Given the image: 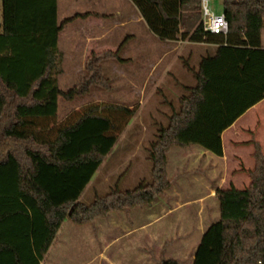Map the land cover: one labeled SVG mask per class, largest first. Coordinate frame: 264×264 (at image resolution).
Returning <instances> with one entry per match:
<instances>
[{
	"label": "trees",
	"instance_id": "obj_1",
	"mask_svg": "<svg viewBox=\"0 0 264 264\" xmlns=\"http://www.w3.org/2000/svg\"><path fill=\"white\" fill-rule=\"evenodd\" d=\"M0 33V264H41L62 225L92 223L114 211L150 206L168 189L173 147L200 146L224 154L222 134L264 100V0L223 2L227 36L205 31L202 0H131L159 39L216 44L198 69L187 65L195 85L173 107L149 149L151 182L112 190L87 205L79 202L137 110L95 103L59 122V100L72 102L94 87L111 91L103 62L128 60L93 51L86 74L67 92L60 89V33L87 13L58 20V0H2ZM250 183L217 188L220 219L209 227L194 264H264V152L257 145ZM37 243V255L26 240ZM161 264H181L162 258Z\"/></svg>",
	"mask_w": 264,
	"mask_h": 264
},
{
	"label": "rangeland",
	"instance_id": "obj_2",
	"mask_svg": "<svg viewBox=\"0 0 264 264\" xmlns=\"http://www.w3.org/2000/svg\"><path fill=\"white\" fill-rule=\"evenodd\" d=\"M209 8L217 15L223 14L224 11L219 1L209 0ZM137 11L131 0H59L60 23L76 15L95 12L102 15L94 25H90L91 20L89 21L88 17L74 20L65 27L63 43H60L63 53L62 72L57 77L62 91L67 92L85 76L86 61L93 50L101 53L102 46L92 39L96 33L102 32V29L108 33L105 40H102L106 45L104 48L108 47L114 52L121 49L120 57L129 61L126 64L115 60L103 62L104 77L109 80L111 91L94 87L89 95L72 102L61 97L59 122L95 103H112L137 110L120 133L114 149L84 190L79 200L82 204L89 205L97 196H106L115 189L133 190L142 182H151V144L156 140L160 126L167 124L173 107H179V99L186 94L184 88L195 85L187 65L198 67L200 57L189 59L187 48L174 51V44H167L156 37L144 21H134ZM124 20L132 21L122 27L119 22ZM2 32L3 1L0 0V33ZM167 45L170 46L168 55ZM163 53L164 57L160 59ZM181 150L183 149L178 147L170 150L167 171L172 187L152 205L128 211H114L91 224L92 227L100 226L109 236H112L114 231L116 235L121 236L120 239L117 237L116 245L111 251V254L117 256V261L122 258L118 257V251L122 253L123 250L126 252L123 256L126 260L128 258L136 261L141 256L137 255L131 246L145 242L150 232H158L160 237L171 239V226L179 223L189 229L192 242L200 241L202 237L205 238L211 224L220 219V204L216 198L209 197V189L218 185L226 188L235 184L238 185L237 188L243 189L250 183L249 171L253 169L252 164H248L243 173L239 165L235 168L231 166L229 177L225 181L212 180L206 173L205 165H184ZM232 173L236 175L235 178ZM175 194L177 196L173 197ZM200 198H203L205 203L201 204L198 201ZM177 201L191 203L167 214L168 209L173 208ZM205 206L208 209L202 213ZM65 223V233H72V228L75 232L71 247L72 256L63 259L61 264H89L93 257L92 252L99 249L94 229L91 236L85 232V227L88 226H76L69 219ZM143 226L144 230H139ZM173 230L176 235L177 228ZM26 243L31 247V252L37 255L36 241L32 239L31 242L30 238ZM197 251L192 245L191 257L197 255ZM166 256L182 260L184 254L182 250H177L173 254L169 252ZM183 264L191 263L183 260Z\"/></svg>",
	"mask_w": 264,
	"mask_h": 264
},
{
	"label": "crops",
	"instance_id": "obj_3",
	"mask_svg": "<svg viewBox=\"0 0 264 264\" xmlns=\"http://www.w3.org/2000/svg\"><path fill=\"white\" fill-rule=\"evenodd\" d=\"M137 12L138 13L135 15L134 21L141 23L144 20L140 12L139 11ZM94 14L101 15V13L99 12H95ZM88 19L89 21L90 20L92 21V23L90 21V25L91 24L94 25L95 21L98 22L101 19V17L90 16ZM131 21L132 20L129 21L124 20L122 22H119V25L124 27ZM101 31L102 32L100 33H96L95 37H93L94 39L92 40L98 41L97 45L102 46L101 52H103L110 49L108 47L104 48L106 47V45L103 44L102 42L103 39L105 40L108 33L107 31H105V29L104 31L103 29ZM64 34H65L64 32H61L59 37L58 47L60 52H62L61 51L62 44L60 45V43H63ZM166 43L174 44V47L172 48L176 52L180 48H187L189 59H193L194 57L198 56L200 57V62L203 57L209 54H214L218 47L216 44L190 43L184 41H167ZM166 47H167L166 54L168 55L170 53L168 50L170 46L167 45ZM262 47L264 48V31L262 34ZM163 57H164V53L162 57L160 56V59H162ZM198 67H193V68L198 69ZM222 143H223V151H224L222 157L215 156L211 152L205 151L203 148L196 145L185 149L181 148L183 150L180 151L181 152L180 155L182 156V161L184 165L187 163H192V164L201 163L205 165L206 173L212 180L220 179L221 181H225V179L229 177L228 174L231 166L235 168L236 165H239V167H242L241 171L243 173L246 169L245 167L248 164L255 165L254 153L256 146L259 145L264 152V100L253 106L251 109H249L230 128H228L226 131L223 132ZM198 147H200L201 149H199ZM234 172H236L235 169ZM232 175L234 176V178L236 177L235 174L232 173ZM236 186L238 185L235 184V187ZM217 188L225 189L223 188L222 185H218V186H214V188H210L209 189L210 198L217 199L216 197ZM226 188H230V187L228 186ZM176 194L173 197H176L177 196ZM198 201L201 202V204L205 203L203 201V198L198 199ZM189 203H191V201L184 203H179L177 201L176 205L173 206V208L168 209L167 214L185 205H188ZM211 205L209 206L211 207ZM207 209L208 207L207 208L206 206L203 207L202 213H204V211ZM94 222L83 225H77L73 223L76 226H88L85 227L86 228L85 232L88 235L92 236V230L94 229L95 231L96 242L97 245L99 246V249L92 252L93 257H91V261L89 264H161L160 260L162 258L173 259L171 257H167L166 255L169 252L173 254L177 250H182L184 254L182 260H178L181 262V264H183V260L186 262L189 261V263L194 264L196 260V254L193 257H191L192 245L195 246L196 249H198L204 240V238L202 237L200 241L192 242L189 229H187L186 226H184L182 223H179L171 226L172 227V231L170 230L172 237L171 239L169 238L165 239L160 237L158 235L159 234L158 232H150L147 235L145 242H139L138 244L131 246L132 247L131 249L137 252V255L141 256L138 259H136V261H132L128 258L126 260L125 259L126 257H123L125 256L126 253L125 250H123L122 253L118 251V257L120 258L122 257V258L121 260L117 261L118 259L117 256L115 254H111V251L116 245L115 241H117L116 240L117 237L118 239H120L121 236H118L119 234L116 235L115 231L114 234H112V236L105 234L101 230L100 226L97 225L92 227L91 224H95ZM65 224L66 223L64 222L55 241L51 245L45 259L41 262V264H61V261L63 259H67L68 257L72 256L73 251L71 250V247L74 241L73 234L75 232V229L72 228V233L70 232L65 233L64 231L66 226ZM144 228L145 226L141 227L139 230H144ZM175 228H177L176 235H175V230H173ZM172 232L174 233L172 234Z\"/></svg>",
	"mask_w": 264,
	"mask_h": 264
},
{
	"label": "built area",
	"instance_id": "obj_4",
	"mask_svg": "<svg viewBox=\"0 0 264 264\" xmlns=\"http://www.w3.org/2000/svg\"><path fill=\"white\" fill-rule=\"evenodd\" d=\"M204 29L212 34L227 36L229 23L224 14H214L209 8V0H202Z\"/></svg>",
	"mask_w": 264,
	"mask_h": 264
},
{
	"label": "water",
	"instance_id": "obj_5",
	"mask_svg": "<svg viewBox=\"0 0 264 264\" xmlns=\"http://www.w3.org/2000/svg\"><path fill=\"white\" fill-rule=\"evenodd\" d=\"M220 4L223 5V2L221 1Z\"/></svg>",
	"mask_w": 264,
	"mask_h": 264
}]
</instances>
